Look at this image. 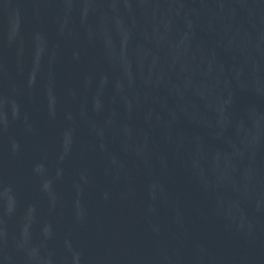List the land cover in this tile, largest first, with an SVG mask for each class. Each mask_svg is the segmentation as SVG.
<instances>
[{
  "label": "water",
  "instance_id": "water-1",
  "mask_svg": "<svg viewBox=\"0 0 264 264\" xmlns=\"http://www.w3.org/2000/svg\"><path fill=\"white\" fill-rule=\"evenodd\" d=\"M0 264H264V0H0Z\"/></svg>",
  "mask_w": 264,
  "mask_h": 264
}]
</instances>
